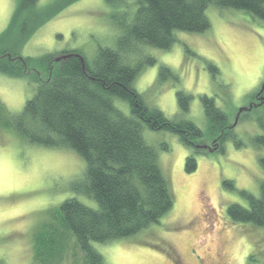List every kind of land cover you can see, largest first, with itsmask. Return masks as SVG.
Returning a JSON list of instances; mask_svg holds the SVG:
<instances>
[{
    "label": "rangeland",
    "instance_id": "1",
    "mask_svg": "<svg viewBox=\"0 0 264 264\" xmlns=\"http://www.w3.org/2000/svg\"><path fill=\"white\" fill-rule=\"evenodd\" d=\"M17 1L0 0V34L7 29ZM127 2L134 5L133 0ZM38 6L55 14L19 48L21 57L34 62L50 55L54 60L70 50L92 61L99 47L115 45L121 33L118 22L129 21L134 9L103 0H38ZM206 16L210 24L206 31L177 32L169 50L140 49V55L143 52L156 62L145 65L132 85L147 106L168 118L190 120L203 133L207 124L200 97H211L227 114L231 133L222 143L218 136L193 141L190 149L175 134L144 129L145 140L157 148L173 206L158 223L131 237L93 243L105 264H264V228L233 222L226 212L231 204L247 207L240 192L258 196L264 182L259 161L264 148L253 142L263 132L264 88L258 96L263 101L255 97L264 81V22L247 12L214 5L206 9ZM208 63L217 68L216 74ZM160 65L168 66L177 81H160ZM35 68L45 78L42 68ZM36 85L30 76L0 75V264H32L37 226L65 199L96 207L74 190L85 168L76 152L30 143L12 126H4ZM177 90L190 96L186 112L179 110ZM192 152L197 166L187 173L185 159ZM223 181L231 182L233 189ZM80 260L77 253L66 264Z\"/></svg>",
    "mask_w": 264,
    "mask_h": 264
},
{
    "label": "trees",
    "instance_id": "2",
    "mask_svg": "<svg viewBox=\"0 0 264 264\" xmlns=\"http://www.w3.org/2000/svg\"><path fill=\"white\" fill-rule=\"evenodd\" d=\"M103 1L134 9L129 21L117 20L121 33L115 45L99 47L92 61L78 50L61 56L77 54L83 62L75 55L58 62L53 55L39 62L21 57L19 48L55 14L45 13L38 0H18L7 29L0 34V75L14 79L30 76L37 84L32 96L4 126H12L30 143L76 152L85 168L74 190L96 205L92 208L68 198L50 210L34 233L32 264H66L69 256L77 253L81 260L74 264H105L93 243L131 237L158 223L172 208L173 196L160 169L157 148L145 140L144 129L175 134L190 149L193 141L207 136H218L220 143L229 137L227 114L206 95L200 97L206 133L190 120L168 118L147 106L132 83L145 65H154L156 60L143 52L140 55V49L169 50L177 32L206 31L210 5L244 11L264 22V0H133V6L127 0ZM134 56L141 57L133 61ZM35 67L42 68L45 78ZM207 68L212 74L218 72L213 64L208 63ZM170 78L178 79L168 66L160 65L158 79ZM175 95L179 110L186 112L190 96L182 90ZM261 127L263 132L253 142L264 148V121ZM193 153L185 159L187 173L196 170ZM259 161L264 170V155ZM223 185L233 189L229 181ZM240 194L247 207L229 205V219L264 228V182L258 196L245 191Z\"/></svg>",
    "mask_w": 264,
    "mask_h": 264
},
{
    "label": "water",
    "instance_id": "3",
    "mask_svg": "<svg viewBox=\"0 0 264 264\" xmlns=\"http://www.w3.org/2000/svg\"><path fill=\"white\" fill-rule=\"evenodd\" d=\"M72 55H75V56H78V57H80L79 55H77V54H66V55H62V56H60V57H58V58H56L55 59V61L56 62H58V61H60V60H64V59H66V58H69V57H71ZM80 60H81V62H83V60H82V58L80 57ZM241 110H239V112H240Z\"/></svg>",
    "mask_w": 264,
    "mask_h": 264
},
{
    "label": "flooded vegetation",
    "instance_id": "4",
    "mask_svg": "<svg viewBox=\"0 0 264 264\" xmlns=\"http://www.w3.org/2000/svg\"><path fill=\"white\" fill-rule=\"evenodd\" d=\"M264 88V81L262 82V85H261V87H260V89H259V92L257 93V97H255V99L256 100H260V101H263V97H258L259 96V94H261L262 93V89ZM264 90V89H263ZM250 105H254V102H251L250 103ZM249 105V106H250Z\"/></svg>",
    "mask_w": 264,
    "mask_h": 264
}]
</instances>
